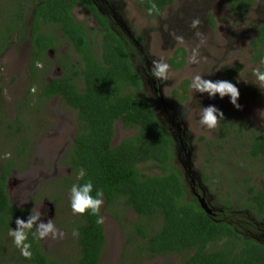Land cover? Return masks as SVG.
<instances>
[{
	"label": "trees",
	"instance_id": "trees-1",
	"mask_svg": "<svg viewBox=\"0 0 264 264\" xmlns=\"http://www.w3.org/2000/svg\"><path fill=\"white\" fill-rule=\"evenodd\" d=\"M138 2L146 15L156 17L175 0ZM153 3L156 9L149 14ZM257 4L258 0H229L231 12L241 20H245ZM77 5L95 16L98 28L87 18L78 19L73 11ZM5 11H8L6 16L0 13V74L3 69L1 56L13 41L30 40L32 46L28 64L31 86L18 108L29 107L33 97L41 104L57 98L77 113L76 136L62 158L71 173L60 181L61 190L63 186L71 189L73 184L91 180L93 194L96 188L103 189L107 213L120 221L127 210L136 212L139 218L132 221L129 231L145 240L139 249L150 257L178 255L177 264H264V243L243 238L225 219L208 214L188 189L186 176L176 161L173 133L158 119L157 103L143 87L142 74L133 65L131 44L114 29L111 17L103 15L92 0H13L6 4ZM63 44L67 46L65 53L60 51ZM251 45L252 60L264 71V63H261L264 59V20ZM50 48L56 52L54 59L49 55ZM175 54L177 57H173L171 63L174 67L181 66L184 61L177 62L176 58L184 55V48L180 47ZM55 65L60 70L59 75L49 79ZM235 72L230 68L224 70L234 84ZM2 81L0 77V84ZM188 82L186 80L183 87L186 88ZM34 87L36 92L32 91ZM249 87L253 89L251 95L260 91L256 85ZM2 92L0 86V143L11 148L17 142L15 154L21 162H28L30 140L25 136L28 128L23 127L20 118L16 123L4 121ZM34 110L28 109L29 113ZM237 114L246 121L243 113ZM119 120L123 121L125 129H133L136 134L114 144L115 125ZM221 127L224 136L231 141L232 124L226 121ZM238 129L240 135L245 136L247 123H240ZM249 147L251 158L264 161V132H254ZM218 151L216 147L214 154L218 155ZM7 154H1L0 163V263L62 264L47 254L31 234L28 237L32 245L30 259L21 255L9 236V230L16 228V218L25 219L26 216L27 219L30 209L17 207L10 200L9 177L18 166ZM208 160L211 167L218 168V160L213 162L211 157ZM228 176L230 174L225 175L226 182L231 186L234 183ZM203 179L209 180L205 173ZM247 180L250 182V178ZM249 188L256 209L260 206L264 214V183H251ZM58 197L62 199L58 195L57 200ZM96 219L90 213L77 214L72 223L73 229L78 230L79 252L75 264L100 263L106 234L104 224H97ZM127 242L132 243L129 235Z\"/></svg>",
	"mask_w": 264,
	"mask_h": 264
},
{
	"label": "rangeland",
	"instance_id": "rangeland-1",
	"mask_svg": "<svg viewBox=\"0 0 264 264\" xmlns=\"http://www.w3.org/2000/svg\"><path fill=\"white\" fill-rule=\"evenodd\" d=\"M116 1L119 3L124 1L120 14L131 29L144 37L143 42L145 45L147 43L145 47L150 60H161L169 65L168 59L177 47H185L187 50V61L184 67L181 70L169 68L170 74L168 72V80L163 81L162 90L165 99L174 103L177 106L176 109L185 116L187 126L185 135L190 139L187 140L183 136L182 142L177 134V144L180 146L182 143H187L188 149L192 147V168L197 173L200 170L207 175L209 179L207 184L213 194H225L230 191L237 196L238 193L243 194L244 189L248 188L251 183L262 185L264 183V161L251 158L248 146L251 140L240 135L238 126L240 123H247L251 131L257 132L255 127L260 125L252 123V115L262 118L260 113L264 111V89L262 94L251 100L247 97L241 100L240 96V109L233 106L228 97L221 99L217 94V97L212 99L206 93L196 92L192 87L189 88L186 101L183 104H177L172 91L179 85L181 86L185 76L190 82L196 75H202L203 78L213 81L226 80L223 78L225 68L234 69L237 66L240 67V71L236 76V84L240 92V87L243 85L256 84L254 72L259 69V66L252 60L251 42L256 36L258 21L264 20V0H258L254 11L245 20L234 17V13L230 10L229 0H175L158 19L153 20L146 18L144 10L137 7L139 5L135 0ZM7 3H13V0H0V13L4 16L8 12L5 11ZM75 13L82 20L88 16L81 8H77ZM194 19L200 20L196 28L191 26ZM90 23L93 21L90 20ZM31 47L30 40L13 41L1 56L3 69L0 74L3 78L0 84L3 91L1 96L4 97L3 104L6 112L4 121L16 123L20 118L24 123L23 127L28 128L25 136L30 140L27 154L29 160L21 162L17 157L14 151L17 142L11 148L8 144L2 146L0 143V163L3 152H8L7 157L17 162L18 167L11 175L9 187H7L11 202L21 207L26 206L31 209L36 207L37 212L41 214L42 222L47 223L51 219L57 229L64 233L63 237L53 238L51 235L47 237L44 240L45 252L61 261L62 264H75L79 247L77 235H73L72 223L77 214L73 213L70 206L69 187L63 186L61 190L60 181L62 182L63 177L71 173L70 168L62 162V158L69 143L76 136L77 113L57 98L41 104L36 101V97H33L27 109L18 108L20 101L31 86L28 68ZM66 49L67 47L63 44L61 52ZM193 55L196 57L195 62H192ZM55 56L56 52L55 55L50 54L52 59ZM39 67L46 68L43 65ZM59 71L55 65L48 78L58 76ZM36 90V87L32 89L33 92ZM145 90L149 94H155L151 85L145 87ZM208 105H215L224 113V120H220L216 128L210 129L200 122L199 112L202 107ZM29 108L35 109L34 112L29 113ZM189 108L190 110H187ZM235 110L247 113L246 121L237 114L239 111L233 113ZM187 115L188 118H186ZM226 121L232 124L231 141H228V136H224L223 127H221ZM260 121L262 124L263 121ZM4 127L7 128L6 125ZM261 130L258 131L261 132ZM127 131L123 127V122L119 121L114 144L132 136V133ZM3 134L5 135L6 132ZM216 147L219 150L218 155L214 154ZM210 148L212 154H210ZM184 155L181 154V157L183 158ZM208 157L214 158L213 162L219 161L216 163L218 168L211 167ZM181 162L177 161L184 168ZM227 174H230L228 177L234 183H231V186L227 185L225 177ZM188 184L190 189L192 184L190 177H188ZM58 195L62 196V199L58 197L57 200ZM213 197L216 198V196ZM211 200L213 203L214 198ZM46 202L52 203L53 216L51 215L52 209L49 210L45 206ZM101 208L106 244L99 264L178 263V255H161L154 258L140 251L139 245L145 244V240L134 236L129 231L132 221L139 218L136 212L127 210L125 215L120 212L122 215L119 221L105 211V203ZM128 235L132 237V243L127 242Z\"/></svg>",
	"mask_w": 264,
	"mask_h": 264
},
{
	"label": "flooded vegetation",
	"instance_id": "flooded-vegetation-1",
	"mask_svg": "<svg viewBox=\"0 0 264 264\" xmlns=\"http://www.w3.org/2000/svg\"><path fill=\"white\" fill-rule=\"evenodd\" d=\"M92 1L95 3V5L97 6V9L103 15H106V16H109L112 18L113 21L111 22V24L114 26V29L121 36L123 35L126 39H128L129 43L131 44L133 65L142 74L143 85H144L143 87L147 88L148 85H151L152 90H154V92H155V94H153V93H150V94L155 99V101L157 103V110H156L157 111V117L163 125H166L172 131L173 136L175 138V141H176V147H175L176 148V161H178V162L182 161L181 164L183 163V165H184V168H182L181 166L180 167L183 170V174H185V176H186L188 189H189L188 177H190L192 184H191V188L189 190L197 198H198V195L205 196L207 202L209 203V205L213 209V213L210 215L215 216V218L218 217L219 220L225 219L229 224L234 226V228L237 230V232L243 238H250V239H253V240L258 241L260 243H264V214L262 212H260V206L259 207L257 206V209H256V203L253 200V198L251 197V189L248 187V188L244 189L243 194L238 193L237 196L232 194L230 191H227L225 194H218V193L213 194V191L208 186L207 181H205L203 179V173L200 170H198L199 173H197L192 168V166H193V165H191L192 164L191 163L192 147H189V149H188L187 143H184V144L182 143V144H180V146L177 144L178 135H179V137H181V139L183 136H185V138L187 140L190 139V137L188 139L185 135L186 130H187L185 116L182 115L176 109L177 106L174 103L167 101L165 99V97L163 96L162 86H163L164 82L159 81L155 77L152 76L151 68H152V61L153 60L149 59V56H148V53H147L146 47H145V46H147V43L145 45L143 42L144 37L142 35H139L134 29H131L130 25H128L126 23L123 16H121V14H120V9L124 5V1L120 2V3H119V1H116V0H92ZM135 2H136V4L139 5L137 7H140L141 9H143L142 5L138 2V0H135ZM168 7L164 8L156 17H149L148 15L145 14L146 18L148 20L158 19ZM77 8H81L87 13L88 16H86V17H88L87 19H89V23H90V20H92L93 23L96 24V25H94L93 23H90L91 25H93L96 28L99 27V24L97 23L94 15H91L88 12V10L84 9L83 6H81V5H77L73 9L74 13H75V10ZM252 12H249L247 14L246 19L249 17V15ZM76 16L78 17L79 15L76 14ZM86 17H84V19ZM78 19L82 20L81 18H78ZM262 21L263 20L260 19L257 23V26H259V24ZM47 29H44V30L47 31ZM256 31H257L256 32V36H257L258 35V27H257ZM48 32L51 33L52 31H48ZM256 36H255V38H256ZM251 47H252V45H251ZM179 48L180 47H177L175 49V51L171 53L172 55L168 59L170 69L172 68L173 70H181L187 61V50L185 47H183L184 48V55L183 54L179 55L178 58H176V61L180 62V63H182L184 61V63L181 64V66H177V67H174L173 64L171 63V59H173V57L176 56L175 53L178 51ZM31 50H32V47H31ZM61 50H62V48H61ZM51 53H53L55 55V50L53 48L49 49V55ZM62 53H65V51ZM257 65L259 66V70H260L261 65H259V64H257ZM230 69H233V68H230ZM233 70L236 71L234 73L233 78L235 80H237L236 76H237V73L240 71V67L238 68V66H237ZM169 74H170V72H169ZM187 78L188 77L185 76V79H184V81H182L181 86L179 85V87H177L176 89H173V91H172L173 97L175 96L177 99V104H180V103L183 104L187 99L189 88H191L190 87L191 82ZM223 78L229 81V79L226 75L223 76ZM186 80H189V82L187 84V87L185 88V87H183V83ZM255 85L256 84L251 85V83H250V84H246V85H243L242 87H240V89H241V92H240L241 98L240 99L242 100V98L247 97L248 100H251V98H256L260 94H262L264 88H262V89L260 88V91L257 94L251 95L253 89L251 90V87H249V86L254 87ZM187 110H190V108ZM243 114L245 116L248 115L245 112H243ZM186 118H188V115L186 116ZM252 119H253L252 123L254 125L255 124L260 125V126H256L255 130L258 131L259 129H262L261 132H264V119L258 118V116H256V115H252ZM260 120L263 121L262 124H261ZM119 121L123 122L122 120H119ZM119 121H117V123L115 125V129L117 128V124ZM168 122H169V124H168ZM172 125H174L175 127L172 128L171 127ZM126 131H127V129H126ZM127 132H131L132 135L136 134V131L133 129L128 130ZM245 132H246L245 136L251 140L252 134L255 131H251L248 128L245 130ZM115 135H116V132H115ZM114 138H115V136H114ZM73 140H74V138H73ZM113 141H115V140H113ZM71 142L69 143V145L71 144ZM182 142H183V139H182ZM250 145H251V143L248 146H250ZM181 154L182 155L185 154L183 156V158L181 157ZM178 155H179V158H178ZM10 178H11V176L9 177V183L11 180ZM252 184L256 185L254 183H252ZM8 187H9V184H8ZM249 189H250V193H249ZM213 196H216V198ZM213 198H214V200L212 203L211 199H213ZM210 201H211V203H210ZM227 204H229V205H227ZM13 205H15V204L13 203ZM15 206H17V205H15ZM45 206L49 210L52 209L51 215L53 216L52 203L46 202ZM17 207L31 209L30 207H26V206L25 207L17 206ZM254 209H256V211H254ZM256 212L260 213V215H259L260 217L256 215ZM23 215H21V216H23ZM18 217H20V216H18ZM25 219H26V216H25ZM33 231H35V225L33 226V229L28 230V237H29V234L32 235ZM45 239L39 240L44 249H46V245L44 243Z\"/></svg>",
	"mask_w": 264,
	"mask_h": 264
},
{
	"label": "clouds",
	"instance_id": "clouds-1",
	"mask_svg": "<svg viewBox=\"0 0 264 264\" xmlns=\"http://www.w3.org/2000/svg\"><path fill=\"white\" fill-rule=\"evenodd\" d=\"M156 9V5L153 3L152 7L148 10L149 14ZM200 24L199 19L192 21V27L196 28ZM196 57L193 55L192 62H195ZM264 63V59L261 60ZM169 65L161 60H153L151 74L159 81L168 80ZM254 77L256 85L259 88H264V71L259 69L255 70ZM199 93H206L209 98H216L217 94L221 99L228 97L230 103L237 109L241 108L239 104L240 90L236 84L228 80H211L205 79L202 75H196L192 78L191 85ZM264 118V111L260 113ZM200 122L208 128H216L220 120H224V113L218 109L215 105H208L202 107L199 112ZM84 175L83 172L80 174ZM94 185L91 180H88L83 184H73L70 189V203L73 213L85 214L90 213L96 216V223L102 225L104 223V217L100 215L101 207L104 204V192L103 189L96 188L95 194ZM36 207L29 210L27 219L16 218V228L9 230V236L13 238V243L20 250V253L25 258H31L32 253L30 251L32 245L28 242V230L33 229L35 225V231L32 232V237L35 240H43L50 235L53 238L57 236L63 237L64 233L59 231L53 220H48L47 223L40 220V213L37 212ZM73 235H78V230L73 229Z\"/></svg>",
	"mask_w": 264,
	"mask_h": 264
},
{
	"label": "water",
	"instance_id": "water-1",
	"mask_svg": "<svg viewBox=\"0 0 264 264\" xmlns=\"http://www.w3.org/2000/svg\"><path fill=\"white\" fill-rule=\"evenodd\" d=\"M198 199H199V202H200L202 208H203L208 214H212V213H213V209H212V207L209 205V203L207 202L205 196L198 195Z\"/></svg>",
	"mask_w": 264,
	"mask_h": 264
}]
</instances>
